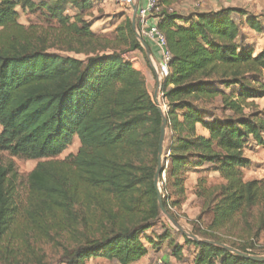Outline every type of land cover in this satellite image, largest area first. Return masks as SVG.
I'll return each instance as SVG.
<instances>
[{
	"label": "trees",
	"instance_id": "16d2710c",
	"mask_svg": "<svg viewBox=\"0 0 264 264\" xmlns=\"http://www.w3.org/2000/svg\"><path fill=\"white\" fill-rule=\"evenodd\" d=\"M101 1L0 0V154L41 161L28 176L23 208L11 170L0 165V262L10 245L19 260L6 264H40L31 246L64 247L62 235L69 244L59 264H133L148 245L173 241L153 186L161 116L123 48L146 56L129 19L113 39L90 30L84 13ZM166 6L158 0L157 29L171 57L160 93L168 106L162 173L170 192L161 194L163 208L176 219L170 208L188 200L189 171L207 166L224 183L195 181L192 195L203 208L188 223L191 234L264 255L255 246L264 234V178L243 176L251 165L245 150L264 145V106L255 104L264 101V49L241 44V22L233 17L258 33L262 26L236 8L182 15ZM26 13H39L43 23L22 24ZM76 139V153L56 160ZM206 213L212 220L202 228ZM157 227L160 234L151 236ZM30 232L35 241L24 237ZM181 237L194 248L193 264H264ZM172 246L179 257L182 249Z\"/></svg>",
	"mask_w": 264,
	"mask_h": 264
},
{
	"label": "rangeland",
	"instance_id": "374dc122",
	"mask_svg": "<svg viewBox=\"0 0 264 264\" xmlns=\"http://www.w3.org/2000/svg\"><path fill=\"white\" fill-rule=\"evenodd\" d=\"M39 1V0H35ZM235 2L238 1V7L236 9L243 10L245 14L249 17H255L258 22L262 26V30L260 33L250 29L247 27V25L244 23L245 18H239L238 16H234V23L240 24V42L244 46H250L253 48V50L258 53L262 49H264V0H234ZM232 1V2H234ZM168 3V8L176 10H190L192 11H211L208 10V8L211 0H166ZM202 2H206L203 7H197L198 4H202ZM76 13L75 10L69 8L67 11L68 16H73ZM137 13V12H136ZM131 7L129 6H122L119 4L117 0H103L99 4L95 3L94 9H91L84 13V20H86L90 24V30L95 33L96 35L106 37L108 39H113L115 36V29L120 24H123L124 20L129 19L131 20ZM137 17V15H136ZM138 19H136L137 21ZM19 21L24 25H41L43 23V20L39 13L35 14H21L19 17ZM53 43H57L53 40L49 41V44L52 45L55 48H59L58 44L55 46ZM123 55L126 56V58H134L136 59L135 63L137 67L139 68V72L143 76L145 80V88L147 92L149 93L150 97L153 100V94L156 88L157 79L152 72V70L149 68L147 59L143 57V55L139 51H130L128 48H123ZM81 58L80 56H77ZM156 67L158 65L155 64ZM162 81V80H161ZM162 98L160 95H158L157 102L159 104V107L161 110L167 111L168 106L167 104L162 103ZM154 102V100H153ZM255 104L258 106L259 109H261L264 106L263 100L255 101ZM207 118V116L205 117ZM167 137V135H166ZM167 143L165 140L164 148H166ZM79 147L78 140H74L72 145L65 150L60 156L56 158V160H64L67 156L71 154H75L77 149ZM245 156L250 160L251 165L243 170V176L244 181H252V180H260L264 178V145L262 147H257L254 145H250L247 150H245ZM167 156V155H166ZM41 161H28V160H20L17 158L9 157L7 154H0V165H2L5 168H9L11 170L12 176H13V183L15 187V202L20 207L23 208L28 203L29 199V192H28V176L29 174L35 169L36 165ZM167 167V164L165 168ZM191 175L188 178L187 182V191H188V200L186 203L182 206L180 210H176L173 208H170L171 212H174L176 216V222L182 228V230L186 232L191 233L192 227L188 224L189 222L195 221L196 218L199 216V214L202 211V200L197 198L196 196L192 195V190L194 189V182L197 178V175L201 174L200 178L205 177V186L209 187H216L219 185H222L224 182L223 180L213 171H211L210 168L207 166H204L201 170H193L191 169L189 171V174ZM162 181H159V192L160 196L166 190V192H170V185L165 184L167 182L166 174L162 173ZM196 178V179H195ZM21 215L19 217H22L23 209H18ZM161 221L163 224H166L170 228V235L172 236V243H161L158 247L161 251L160 256L158 257L157 261H161L162 264H165L163 260H173V264H193V255H194V248L192 246H186L183 242V239L181 235L169 224V222L166 220V218L161 214ZM212 220V217L210 214L206 213L204 216H202L201 220V227L205 228L207 224H209ZM152 232L155 234H160L161 229L157 227L153 231H151L150 235L152 236ZM12 233V231H10ZM33 235H35L33 232H30L26 234L24 237L26 239H29L31 242L32 240L35 241L36 239L33 238ZM63 236V235H62ZM60 236V240L65 243L64 247H67L69 242L66 241V237ZM33 238V239H32ZM9 240V239H8ZM11 241V240H10ZM13 242V241H12ZM37 242V241H36ZM180 246L181 253L179 257H174L172 255V244ZM256 251L258 253L262 252L264 250V234L261 236L259 241L255 244ZM64 247H60L55 242H47V241H41L37 242V244H34L31 246L33 248L35 258L40 262V264H59V259L61 258ZM5 252L11 253V255H8L5 261L0 262V264H6L9 262H17L19 260L18 253L12 249V247L9 245V249ZM6 255V254H5ZM32 254L29 255V257ZM263 256V255H262ZM32 259V260H33ZM18 264V263H17ZM20 264V261H19ZM92 264H118L116 261H106L102 259V261L96 260L93 261ZM169 264V263H168Z\"/></svg>",
	"mask_w": 264,
	"mask_h": 264
},
{
	"label": "water",
	"instance_id": "95a60500",
	"mask_svg": "<svg viewBox=\"0 0 264 264\" xmlns=\"http://www.w3.org/2000/svg\"><path fill=\"white\" fill-rule=\"evenodd\" d=\"M137 6H138V0H134L133 4L130 6L131 11H132L130 25H131V29L135 35V38H136L138 44L140 45L141 49L144 51V54L146 56L149 68L152 70V72L154 73V75L157 79L156 88H155V91L153 94V100H154L155 104L157 105L158 111H159L160 116H161V124H160L159 139H158V148H157V155H156L157 165H156V169H155V173H154V177H153V186H154V189H155V192L157 195L158 209H159L160 213L169 222V224L181 236L185 237L186 239H188L192 243H196V244L201 243V244H205V245L214 246V247H216L222 251H225L227 253H230V254H232L235 257H238L240 259L262 263V262H264V255L263 256L262 255H251L248 253H243V252L238 251V250H236L230 246H227L225 244H221V243H218L215 241L206 240V239L200 238L198 236H195V235L191 234L190 232H186V231L182 230V228H180V226L178 225L176 220L172 216H170L163 208L162 200H161V196H160V192H159V188H158L159 187L158 183H159V178H160L162 171H163V150H164V144H165L166 135H167V120H166L164 112L161 110V108L159 107V104L157 102L158 95H160V93H161V80L158 77V73H157L156 65H155V60L153 59L149 48L147 47L145 42L142 40V38H141V36L137 30V26H136Z\"/></svg>",
	"mask_w": 264,
	"mask_h": 264
},
{
	"label": "built area",
	"instance_id": "2783aa9c",
	"mask_svg": "<svg viewBox=\"0 0 264 264\" xmlns=\"http://www.w3.org/2000/svg\"><path fill=\"white\" fill-rule=\"evenodd\" d=\"M122 6H131L134 0H117ZM201 5L198 4L197 7ZM160 12L158 7V0H138L137 6V17L136 21L137 30L144 42L154 43L160 50V61L156 67L158 77L162 80L169 73L168 63L171 59L170 54L165 48V40L162 34L157 29L158 18L157 15ZM154 19V22L151 20ZM130 52V50H129ZM132 52V51H131ZM123 57L131 64L132 68L136 71H140L137 67L134 58ZM157 264H162L161 261H158Z\"/></svg>",
	"mask_w": 264,
	"mask_h": 264
},
{
	"label": "crops",
	"instance_id": "0c3cea01",
	"mask_svg": "<svg viewBox=\"0 0 264 264\" xmlns=\"http://www.w3.org/2000/svg\"><path fill=\"white\" fill-rule=\"evenodd\" d=\"M232 1H234V0H211L210 4L208 6V8H210V9H208V10H211V12H212V11H217V10L222 9V8H239L238 7L239 2L238 1L232 2ZM205 3L206 2H202V4H200L201 7L206 5ZM187 9L186 10H184V9L178 10V13H180L182 15H186V14H190V13L199 12V11L190 10V7H189V10H187ZM200 12H208V11H200ZM151 21L154 22V19H152ZM147 44L149 45L150 52L152 54L153 59L155 60V64L159 63L160 56H161L159 48L152 42H147ZM190 175H191V173L190 174L188 173V175H187L186 188H187L188 178ZM197 177L200 178L201 174L197 175ZM160 254H161V251L159 250L158 247L153 249L152 246L148 245L147 254L142 259H140L139 261H137L133 264H157V262H158L157 259L160 256ZM96 260L102 261V259H90L86 262V264H92V262L96 261ZM162 261H164V263L166 262L165 264H168V263L173 264V262H172L173 260H170V259L169 260H163V257H162Z\"/></svg>",
	"mask_w": 264,
	"mask_h": 264
}]
</instances>
